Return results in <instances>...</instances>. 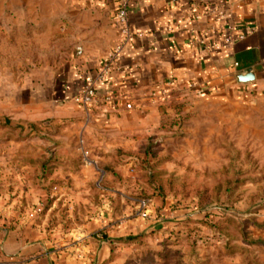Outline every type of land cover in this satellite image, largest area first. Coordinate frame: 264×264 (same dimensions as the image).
Wrapping results in <instances>:
<instances>
[{
    "label": "rangeland",
    "instance_id": "rangeland-1",
    "mask_svg": "<svg viewBox=\"0 0 264 264\" xmlns=\"http://www.w3.org/2000/svg\"><path fill=\"white\" fill-rule=\"evenodd\" d=\"M58 1L0 0V229L32 222L50 251L92 240L82 264H264V100L168 88L139 146L96 167L75 119L44 100L76 56Z\"/></svg>",
    "mask_w": 264,
    "mask_h": 264
},
{
    "label": "crops",
    "instance_id": "crops-1",
    "mask_svg": "<svg viewBox=\"0 0 264 264\" xmlns=\"http://www.w3.org/2000/svg\"><path fill=\"white\" fill-rule=\"evenodd\" d=\"M118 1L57 2L63 39L73 47L81 46L83 53L67 59L47 82L44 98L75 119L96 167L114 164V153L120 149L139 146L158 122L162 93L168 88L200 90L202 97L217 101L264 100V0H129L128 21L134 38L116 53L106 79L95 84L98 99L86 114L74 97L98 74L117 44L113 17ZM221 10L232 29H209L216 26ZM244 31L247 34L239 39L238 34ZM198 37L204 44H191ZM248 68L254 78L240 81ZM136 222L135 230L145 228L139 219ZM31 224L28 221L22 227L0 229V262L28 258L82 264V251L94 248V241H85V246L78 235L68 247L50 251L47 241L34 238L39 235ZM228 260L234 259L222 258L221 264L230 263ZM233 263L243 264L241 259Z\"/></svg>",
    "mask_w": 264,
    "mask_h": 264
},
{
    "label": "built area",
    "instance_id": "built-area-1",
    "mask_svg": "<svg viewBox=\"0 0 264 264\" xmlns=\"http://www.w3.org/2000/svg\"><path fill=\"white\" fill-rule=\"evenodd\" d=\"M128 11H129V0H119L117 4V10L113 17L114 27L117 31L118 41L115 45L113 51L108 55V60L102 64L98 74L91 79H88L81 91L74 97V101L81 105V107L86 111V114L89 113V109L92 107L93 103H95L98 99V95L95 89V84L98 82H102L108 76L110 69L112 67V63L116 56V53L124 46L128 45L134 38V34L131 30L129 21H128ZM226 14L222 10L217 14V20L215 21L216 26H210L209 29L214 30L217 28L220 32L228 31L232 29V25L225 22ZM248 31L241 32L238 34V38L242 39ZM193 45H203L204 40L201 37L197 39H193L191 41ZM83 53V48L81 46L75 47V54L81 55ZM235 67H238V63H234ZM246 69V68H245ZM244 69V70H245ZM250 69V68H248ZM247 69V70H248ZM193 86V85H191ZM197 93H201L200 90H197ZM108 98V97H106Z\"/></svg>",
    "mask_w": 264,
    "mask_h": 264
},
{
    "label": "water",
    "instance_id": "water-1",
    "mask_svg": "<svg viewBox=\"0 0 264 264\" xmlns=\"http://www.w3.org/2000/svg\"><path fill=\"white\" fill-rule=\"evenodd\" d=\"M254 78L253 74H252V70L248 69L247 72L243 75H241L239 77L240 81L246 82V81H250Z\"/></svg>",
    "mask_w": 264,
    "mask_h": 264
},
{
    "label": "trees",
    "instance_id": "trees-1",
    "mask_svg": "<svg viewBox=\"0 0 264 264\" xmlns=\"http://www.w3.org/2000/svg\"><path fill=\"white\" fill-rule=\"evenodd\" d=\"M106 169L108 170V168H105V170ZM127 238L128 239H132L133 237H127ZM0 264H22V262H10V261H6V262H0Z\"/></svg>",
    "mask_w": 264,
    "mask_h": 264
}]
</instances>
